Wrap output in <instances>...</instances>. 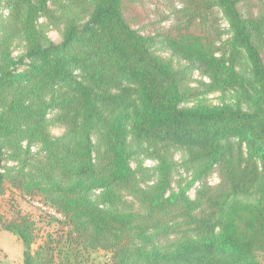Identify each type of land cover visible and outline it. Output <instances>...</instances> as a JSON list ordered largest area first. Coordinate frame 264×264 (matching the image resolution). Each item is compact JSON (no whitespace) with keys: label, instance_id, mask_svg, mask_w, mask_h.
Here are the masks:
<instances>
[{"label":"trees","instance_id":"16d2710c","mask_svg":"<svg viewBox=\"0 0 264 264\" xmlns=\"http://www.w3.org/2000/svg\"><path fill=\"white\" fill-rule=\"evenodd\" d=\"M180 1L174 26L145 36L129 0H0V197L7 187L38 197L66 228L33 249L35 223L0 214L23 264H74L80 248L108 252L105 264H260L264 0ZM192 70L208 82L189 87ZM215 92L218 104L201 100ZM50 115L62 135L49 132ZM171 149L187 151L192 172L177 192ZM140 157L154 175L133 169ZM214 169L221 182L210 186Z\"/></svg>","mask_w":264,"mask_h":264},{"label":"rangeland","instance_id":"374dc122","mask_svg":"<svg viewBox=\"0 0 264 264\" xmlns=\"http://www.w3.org/2000/svg\"><path fill=\"white\" fill-rule=\"evenodd\" d=\"M258 1L254 0V3L258 5ZM130 12L128 21L131 27L138 31L140 34L145 36H153L158 32L169 31L175 25V10L180 8V0H129ZM241 6V5H240ZM245 11L241 8V11ZM252 12L257 13V10L253 7ZM7 15V11L0 8V19ZM40 25L46 31L47 37L53 42L58 43L60 41L59 31L55 28L48 27L47 22L43 18L39 20ZM221 31L225 27L223 21L219 22ZM227 37L226 33L223 32L222 38ZM22 52V43L16 42L14 47V56H18ZM154 53L159 57L169 60L174 67H179L183 64V61L173 56L169 51L164 50L160 47L155 48ZM207 77L203 76L198 70H192L188 76V86L198 87L200 83H207ZM220 94L217 92L210 93L201 97V100L208 104H218ZM194 104V103H193ZM192 104V105H193ZM191 105V104H189ZM52 115L49 116V132L53 136H60L63 133V128L58 125L51 123ZM167 155L171 156L174 163L173 170V191L177 192L180 189L185 188L191 179L192 172L188 171L186 165L188 163L187 151L185 150H167ZM10 165V164H9ZM13 165V163H11ZM133 169L138 166L146 168L149 173L154 175L155 162L147 158H138L131 162ZM149 175V174H148ZM155 177V176H154ZM144 179H150V176H145ZM221 176L217 169L212 170L204 179V183L210 186L220 184ZM141 184L142 181L140 182ZM151 184V183H150ZM198 182L195 183L190 189L187 190V194L190 198L195 197V192L198 188ZM126 199L132 202L130 197ZM133 203V202H132ZM20 213L26 216L35 223V233L37 241L33 246L36 249L39 245L45 242H50L55 239H59L62 232L66 231L64 226V219L49 205L43 204L38 197H22L17 191L7 187L4 195L0 197V214L4 218L10 219L16 213ZM172 238V237H171ZM170 238V239H171ZM16 239V240H15ZM17 238L1 230L0 227V264H23L22 253L23 247L19 249L17 246ZM174 241V240H171ZM60 248V247H58ZM11 249L14 253L13 258L8 254ZM57 250V247L55 246ZM81 253L78 256V260L73 258L72 252H69V260L74 264H105L110 259V254L105 251H86L84 248H80ZM65 256V255H61ZM20 259V261H19ZM260 264H264V256L260 257ZM20 263H19V262ZM55 264H63L62 259L58 255Z\"/></svg>","mask_w":264,"mask_h":264},{"label":"crops","instance_id":"0c3cea01","mask_svg":"<svg viewBox=\"0 0 264 264\" xmlns=\"http://www.w3.org/2000/svg\"><path fill=\"white\" fill-rule=\"evenodd\" d=\"M15 240H16V239H15ZM17 240H18V239H17ZM17 245H18L17 247L20 249V248H21V243H20L19 241H17ZM8 250H9V253H8V254L13 258L15 252H12L11 249H8ZM19 261H20V259H19ZM19 261H18V262H19ZM19 263H20V262H19Z\"/></svg>","mask_w":264,"mask_h":264}]
</instances>
